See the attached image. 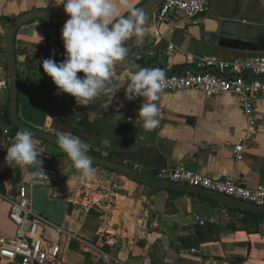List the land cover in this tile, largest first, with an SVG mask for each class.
Returning a JSON list of instances; mask_svg holds the SVG:
<instances>
[{"label":"crops","instance_id":"0c3cea01","mask_svg":"<svg viewBox=\"0 0 264 264\" xmlns=\"http://www.w3.org/2000/svg\"><path fill=\"white\" fill-rule=\"evenodd\" d=\"M144 1L133 3L137 7ZM205 1L206 12L190 20L172 12L169 21L159 26L153 23L152 46L142 47L145 37L125 43L128 54L112 72L118 91L108 107L103 97L78 105L72 96L58 93L42 68L48 50L46 28L39 19L26 21L13 36L19 119L57 136H78L88 143L89 152L153 178L158 169L181 167L211 178H232L249 188L264 185V100L256 105L258 133L243 150L242 159L237 160L231 146L244 135L246 123L234 94L207 96L192 89L160 93V124L148 133L142 128V120L138 118L136 123L142 98H125L131 75L138 70L134 65L151 68L158 67V62L165 72H183L190 56L226 60L264 54L220 46L218 35L206 31L219 29L222 21L264 26V0ZM58 3L0 0L1 75H7L5 29L23 13L50 9L63 47L61 29L69 17L64 5ZM121 14L127 13L121 10ZM37 71L39 78L35 79ZM8 103V90L0 91V140L6 142L0 145V235L6 237L15 233L8 198L17 196L19 185H25L35 170L6 163V148L16 134L4 117ZM33 140L38 150L44 145L37 138ZM52 161L58 172L55 186L28 190L35 210L125 264H264V219L256 232H249L234 206L175 189L155 191L98 165H92L93 179L83 181L65 153L54 154ZM113 181L122 187L103 198L102 192ZM105 213L111 215L109 233L100 230ZM196 215L203 219L202 224ZM59 246L54 264H116L101 259L93 249L65 234Z\"/></svg>","mask_w":264,"mask_h":264},{"label":"built area","instance_id":"2783aa9c","mask_svg":"<svg viewBox=\"0 0 264 264\" xmlns=\"http://www.w3.org/2000/svg\"><path fill=\"white\" fill-rule=\"evenodd\" d=\"M206 10L205 0H165L155 9L153 23L155 26H159L160 23L169 21L172 12L181 13L183 20H190L205 13ZM187 64L188 66L183 72H165L166 80L161 93L192 89L201 91L207 96L227 92L234 94L241 105L246 127L244 135L232 144L231 151L235 159H242L243 150L258 133L259 119L256 105L258 101L264 100V54L226 60L190 56ZM224 72L226 73L223 74ZM7 90V75L0 74V91ZM39 150L42 151L40 159L43 160L42 167L49 181L43 177L34 178L32 172L27 183L19 185L17 196L8 198L9 217L15 224V233L10 237L0 235V264L14 262L18 264H54L60 251V237L64 234L69 238L77 239L84 247L93 249L103 260L125 264L35 210L28 196L29 188L39 186L52 188L58 180V172L51 163V154L45 151L44 145ZM155 179L199 187L264 207V185L249 188L232 178H211L181 167L158 169ZM121 187L122 185L113 181L102 192L103 198L110 191ZM195 219L201 224L204 222L198 215L195 216ZM110 222L111 215L109 213L101 216L100 230L102 233L110 232ZM116 234L118 233L116 232Z\"/></svg>","mask_w":264,"mask_h":264},{"label":"clouds","instance_id":"9594fccd","mask_svg":"<svg viewBox=\"0 0 264 264\" xmlns=\"http://www.w3.org/2000/svg\"><path fill=\"white\" fill-rule=\"evenodd\" d=\"M59 4L64 5V12L69 17L61 29L65 57L59 63L53 58L45 59L43 71L52 79L58 93L72 96L78 105H88L103 97L104 105L108 107L118 91L112 81L114 67L126 58L127 41L145 37L148 17L133 0H59ZM121 10L127 15H122ZM133 67L138 70L131 75L125 98L129 101L142 98L136 123L139 118L144 132H152L160 124L157 101L164 88L166 73L159 67ZM81 72L84 75L78 76ZM38 78L37 71L35 79ZM4 143L0 140V145ZM56 143L80 178L91 181L95 170L88 155V143L71 133L61 134ZM6 149L8 165L32 166L34 178L48 180L40 159L42 151L37 149L31 131H18L14 142Z\"/></svg>","mask_w":264,"mask_h":264},{"label":"water","instance_id":"95a60500","mask_svg":"<svg viewBox=\"0 0 264 264\" xmlns=\"http://www.w3.org/2000/svg\"><path fill=\"white\" fill-rule=\"evenodd\" d=\"M165 0H146L137 7L142 9L148 17L146 23V41L142 45L152 46L155 39L150 32V28L153 24L152 10L158 7ZM127 15V14H126ZM41 19L46 25L47 38H48V50L47 58L54 59L55 41H56V28L53 21V15L46 9H35L23 13L15 17L12 22L5 29V54L7 63V79H8V116L11 124L18 130H29L32 132L33 137L41 140L44 143V149L50 154H61L56 140L59 136L48 132L47 130L34 128L25 122L21 121L17 112V100H18V82H17V67L13 48V36L16 30L23 25L26 21ZM211 35H218V45L231 47L234 49L259 51L264 52V26L259 24L242 23L234 21H222L219 29L206 30ZM152 50V49H151ZM153 51H155L153 49ZM84 74L81 72L80 76ZM49 82L55 88V84L52 79L47 75ZM88 155L92 158L93 164L104 167L108 170L114 171L126 178L145 184L152 187L155 191L175 189L192 193L197 196L208 197L222 203L238 207L245 210L254 211L264 215V207L257 206L252 203L244 202L238 199H234L219 193L207 191L199 187H192L180 183L170 182L166 180H159L144 173L127 167L123 164L115 162L113 160L95 155L88 151Z\"/></svg>","mask_w":264,"mask_h":264},{"label":"trees","instance_id":"16d2710c","mask_svg":"<svg viewBox=\"0 0 264 264\" xmlns=\"http://www.w3.org/2000/svg\"><path fill=\"white\" fill-rule=\"evenodd\" d=\"M47 11H49L51 13L50 9H47ZM39 20L44 24V26L46 28V25H45L44 21L41 20V19H39ZM55 28H56V41H55L54 60L59 63L65 57V49L59 43L58 34H57V27L55 26ZM156 66H158L159 68L162 69V65L160 63L157 62L156 63ZM4 117L8 121H10L9 120V117H8L7 110L4 113ZM13 127H14V130H15L16 133L18 131H20L15 126H13ZM234 209L236 211H238L242 215L241 221H242L243 227H244V229L246 231L256 232L258 230L259 222L264 219V215L263 214H260V213L254 212V211H250V210H245V209L237 208V207L234 208Z\"/></svg>","mask_w":264,"mask_h":264},{"label":"rangeland","instance_id":"374dc122","mask_svg":"<svg viewBox=\"0 0 264 264\" xmlns=\"http://www.w3.org/2000/svg\"><path fill=\"white\" fill-rule=\"evenodd\" d=\"M53 155H54V154H51V156H50V157H51V162H53V161H52V157H53ZM52 165H53V164H52ZM53 166H54V165H53Z\"/></svg>","mask_w":264,"mask_h":264}]
</instances>
